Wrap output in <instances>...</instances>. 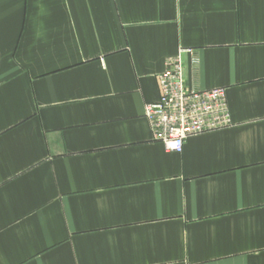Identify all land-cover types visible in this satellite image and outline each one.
<instances>
[{"label":"crops","instance_id":"crops-1","mask_svg":"<svg viewBox=\"0 0 264 264\" xmlns=\"http://www.w3.org/2000/svg\"><path fill=\"white\" fill-rule=\"evenodd\" d=\"M177 56L232 120L180 154ZM0 264H264V0H0Z\"/></svg>","mask_w":264,"mask_h":264},{"label":"built area","instance_id":"built-area-1","mask_svg":"<svg viewBox=\"0 0 264 264\" xmlns=\"http://www.w3.org/2000/svg\"><path fill=\"white\" fill-rule=\"evenodd\" d=\"M158 87L159 98L145 105L144 115L152 139L161 143L166 152L180 154L187 138L232 126L224 89H186L180 56L167 62Z\"/></svg>","mask_w":264,"mask_h":264}]
</instances>
